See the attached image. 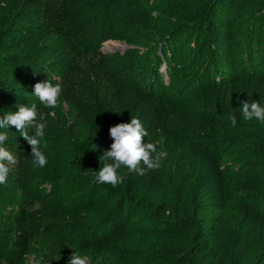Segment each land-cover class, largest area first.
I'll return each mask as SVG.
<instances>
[{"label":"rangeland","instance_id":"374dc122","mask_svg":"<svg viewBox=\"0 0 264 264\" xmlns=\"http://www.w3.org/2000/svg\"><path fill=\"white\" fill-rule=\"evenodd\" d=\"M6 1L0 0V6L5 7ZM13 1L28 9L26 22L37 23L38 32L50 45V76L42 69L39 73L32 70L38 75L29 83L30 88L19 87V93L26 97L12 101V112L20 105L35 104L38 114H45L40 147L48 162L43 168L36 166L31 146L20 131L14 126L4 130L11 142L6 141L5 146L19 163L12 167L7 182L0 184V264H67L75 251L88 257L90 264H184L193 241L204 242V238L190 226L173 229L164 220H172L177 208L183 214L194 212L197 225L206 224L203 215L215 216L207 206L195 209L189 193L200 144L216 140L232 201L244 193L243 184L251 172L264 170V122L244 121L241 114L243 100L264 105L263 79L244 76L221 90L201 85L207 76L203 63L206 45L194 48L191 37L199 29L203 39L213 38L214 28H206V24L215 23L209 17L211 0ZM229 2L231 23L225 27L239 38L249 33L246 30H250L259 0ZM167 18L192 25L182 27L179 68L160 67L159 82L166 93L152 97L143 68H148L158 52L156 35L167 26ZM4 33L0 29V43L11 38L18 46L15 35ZM49 77H55L52 82H60L63 89L54 109L45 108L33 95L35 83ZM121 84L132 95L123 102L125 112L131 111L134 102L147 103L140 106L137 116L148 133L144 142L154 143L158 151L170 146L168 159L186 164L167 174L161 162L160 168L166 172L161 173V180L150 189L146 185L144 190L135 191L137 196L131 195L133 199L149 196L148 203L125 212L114 237L88 249V237L103 228L102 217L115 208L117 192H127L129 186L123 166L118 174L125 179L116 187L97 184L91 171L101 148L109 149L113 143L109 129L115 115L111 110L122 105L120 98L119 104L110 101L111 91L118 92ZM233 114L237 117L235 126L229 119ZM27 131L33 134L32 129ZM184 190L187 195H183ZM54 191H58L55 197L51 196ZM154 193L156 197H152ZM179 198L186 205L180 204ZM225 218L237 225L238 209L229 208ZM253 239L255 248L246 264H264V233L257 231Z\"/></svg>","mask_w":264,"mask_h":264},{"label":"trees","instance_id":"16d2710c","mask_svg":"<svg viewBox=\"0 0 264 264\" xmlns=\"http://www.w3.org/2000/svg\"><path fill=\"white\" fill-rule=\"evenodd\" d=\"M229 1L211 0L210 2L211 13H209V17H213L215 23L213 26H210L209 23L206 24V28L212 27V30L214 28L215 37L205 36L203 39L198 28H196L198 31L193 33L191 37L194 48L198 45H204L201 48L203 49L206 45L207 55L203 59V63L207 76H204L200 82L203 87H217L221 90L223 86L229 87L239 78L248 75H258L264 81V0H259L258 9L252 16L250 30H246L249 33L244 34L246 33L244 32L243 36L240 34L239 38L231 31L232 29L229 30L230 27H225L231 23ZM0 9V29L6 33H4L6 36L15 35L19 40L18 46L12 43L11 38L3 39V42L0 43V116H3L5 113L13 111L12 101L14 98L26 97V94L19 93V87L22 90L30 88L29 83L35 75H38L34 74L32 70L39 73L42 69L47 76H50L51 60L49 55L51 50L50 45L47 44V39H43L38 32L36 28L38 24H34L33 21L32 23L31 21L26 22L30 15L26 13L28 9L21 7L19 2L13 0H7L5 7L0 6ZM166 23L167 26L160 28L156 35L157 54L152 56L148 68H143V71L146 70L147 73L149 93L152 94V97L158 96L159 93H166L162 87L163 83L159 82L162 79L160 67L165 65L166 70L169 67L173 70L179 68L178 61L181 59L179 42L184 32L182 27L192 25L185 21L181 23V20L173 18H167ZM203 25L205 27V24ZM24 37L30 38L24 40ZM153 78L154 80L151 82ZM116 89L118 92L111 91L113 97L110 101L114 103L120 98L122 106L111 110V113L115 115L113 118L115 120L114 125L127 123V120L129 118L131 120L132 116L137 117L140 106L142 104L147 105L145 100L138 103L134 102L133 106H130L131 111L127 109L126 113L123 102L124 100L128 101L132 96L131 92L126 91L127 89L123 88L122 84L121 88ZM129 112L131 113L130 117ZM4 130L0 129V131ZM215 141H204L200 144V154L194 164V174L189 183V193L192 195V204L195 209L200 211L207 206L211 208L215 216L203 215L202 219L206 224L197 225L194 212L190 215L183 214L179 213L180 210L177 208V214L172 220H164L173 229H186L190 226L196 230L199 237L204 238V242L193 241V250L185 259L184 264H246L255 248L253 239L255 233L257 231L264 233V170L251 172L245 178L244 193L232 201L228 196V176L220 163ZM104 151L105 148L102 147L99 155L93 159L91 171L94 174L103 166V161L100 158ZM164 152L167 153V158H164L162 162L163 166L165 165L167 168V174L171 173L173 169H181V166L184 168L186 163L179 160L174 162L173 158L168 159L170 146ZM141 167L144 165L141 164ZM124 172L128 180L126 183L129 184L127 192H117L118 201L115 208L102 217L103 228L94 230L88 237L86 243L88 249L97 246L101 240H109L114 237L121 227V220L125 212L133 207L142 208L148 203L147 198L149 196L133 199L131 195L137 196L135 191L144 190L147 188L146 185L149 189L154 187L156 181L161 180V173H164L165 170L159 167L156 170H146L144 175H139L136 172L129 173L124 168ZM159 192L157 190V194ZM57 194L58 191H54L51 196L55 197ZM187 194V191L184 190L183 195ZM114 196L115 194L110 195V197ZM154 196L156 197L155 193L152 197ZM177 201L186 205L182 198ZM229 208L238 209L239 220L235 226H232L225 218ZM209 249L212 253L205 254L204 251ZM147 259L149 262H153L148 257Z\"/></svg>","mask_w":264,"mask_h":264},{"label":"clouds","instance_id":"9594fccd","mask_svg":"<svg viewBox=\"0 0 264 264\" xmlns=\"http://www.w3.org/2000/svg\"><path fill=\"white\" fill-rule=\"evenodd\" d=\"M53 79L56 78L49 77L47 81L35 83L33 92V95L39 99L41 104L50 109L58 106L63 90L62 84L60 82L53 83ZM241 114L244 121L257 120L264 122V105L257 100H243L241 101ZM229 119L232 126H235L237 123L236 115H230ZM9 126H14L20 131L23 139L31 146V156L34 164L43 168L48 162L40 147L42 138L45 135V114H38L35 104L31 107L20 105L18 111H10L0 116V129H9ZM29 128L33 130L32 135H29L27 131ZM109 133L113 143L109 149L103 152L100 158L103 161V166L99 171H95L94 175V181L97 184H110L112 187H116L125 179L124 176L118 174V170L122 166L129 173L136 172L139 175H144L146 170L158 169L162 160L166 158L167 153L158 151L154 143L144 142V137L148 133L137 117L132 116L130 122L111 126ZM8 140V132L0 131V184L7 182L12 167L19 163L17 157L5 146ZM141 164L144 167H141ZM67 264H90V261L88 257L81 256L75 251Z\"/></svg>","mask_w":264,"mask_h":264}]
</instances>
